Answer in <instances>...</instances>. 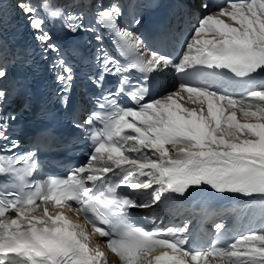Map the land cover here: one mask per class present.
Wrapping results in <instances>:
<instances>
[{
  "label": "snow or ice",
  "instance_id": "snow-or-ice-1",
  "mask_svg": "<svg viewBox=\"0 0 264 264\" xmlns=\"http://www.w3.org/2000/svg\"><path fill=\"white\" fill-rule=\"evenodd\" d=\"M40 6L48 19L64 18L72 33H95L96 26L111 31L120 54L131 60L125 66L103 47L96 50L99 74L89 79L101 90L94 101L98 107L77 124L88 128L86 163L66 175L29 181L37 168L33 152L0 155V174L12 178L0 185V264H117L109 253L118 264H264V228L248 229L229 242L219 239L225 225L217 223L218 239L210 247L189 248L187 222L153 230L136 226L128 210L149 203L118 191L122 186L152 190L151 203L201 185L218 193L264 196V82L253 81L264 72V0H224L216 12L203 4L205 14L176 60L147 48L128 28H118L121 9L114 3H98L95 25L87 28L80 16H65L51 0H41ZM16 7L44 51L56 54L51 70L61 91L68 92L74 69L44 30L45 16L31 0H17ZM4 55L0 51V80L8 75ZM169 66L177 73L196 66L227 69L249 83L236 94L183 81L147 102L146 90L137 87L128 93L134 106L120 102L129 83L125 73L136 70L147 80L148 73ZM106 74L120 77L115 91L103 88ZM7 96L0 87V141L15 148L17 141L6 133L16 117L2 112Z\"/></svg>",
  "mask_w": 264,
  "mask_h": 264
},
{
  "label": "bare ground",
  "instance_id": "bare-ground-1",
  "mask_svg": "<svg viewBox=\"0 0 264 264\" xmlns=\"http://www.w3.org/2000/svg\"><path fill=\"white\" fill-rule=\"evenodd\" d=\"M69 1H73V0H68V1H66V4H67ZM130 21H131V17H130V16H126L124 19H122L121 22H122V24H123V27L127 28V27L130 25ZM2 46H3V43H2V41H1V39H0V47H2ZM173 82H174L173 78H171V79H167V80L165 81L166 85H165L164 87L167 86V88H170V87L172 86ZM175 89H176V88H175ZM175 89H173L172 91H174ZM165 92H167V90H166ZM165 92H164V93H165ZM169 92H170V91H169ZM164 93H163V94H164ZM167 93H168V92H167ZM167 93H165L164 95H166ZM186 106H187V107H196V108L199 107V105H194V104H191V103L186 104Z\"/></svg>",
  "mask_w": 264,
  "mask_h": 264
},
{
  "label": "rangeland",
  "instance_id": "rangeland-1",
  "mask_svg": "<svg viewBox=\"0 0 264 264\" xmlns=\"http://www.w3.org/2000/svg\"><path fill=\"white\" fill-rule=\"evenodd\" d=\"M164 88H166V87H164ZM166 90H167V92L172 91V90H169L168 88H166ZM167 92H165V93H167ZM165 93H164V94H165ZM164 94H163V95H164Z\"/></svg>",
  "mask_w": 264,
  "mask_h": 264
}]
</instances>
